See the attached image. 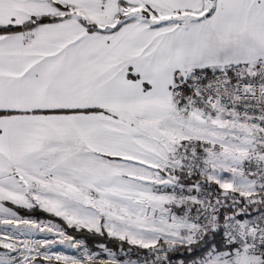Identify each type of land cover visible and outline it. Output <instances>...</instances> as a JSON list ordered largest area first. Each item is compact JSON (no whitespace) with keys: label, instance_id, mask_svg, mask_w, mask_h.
I'll return each instance as SVG.
<instances>
[{"label":"snow or ice","instance_id":"1","mask_svg":"<svg viewBox=\"0 0 264 264\" xmlns=\"http://www.w3.org/2000/svg\"><path fill=\"white\" fill-rule=\"evenodd\" d=\"M0 264H264V0H0Z\"/></svg>","mask_w":264,"mask_h":264}]
</instances>
